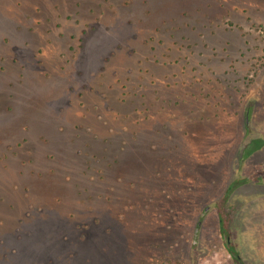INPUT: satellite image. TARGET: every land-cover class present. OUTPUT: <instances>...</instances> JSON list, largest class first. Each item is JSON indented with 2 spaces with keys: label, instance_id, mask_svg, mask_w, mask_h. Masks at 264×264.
I'll list each match as a JSON object with an SVG mask.
<instances>
[{
  "label": "rangeland",
  "instance_id": "374dc122",
  "mask_svg": "<svg viewBox=\"0 0 264 264\" xmlns=\"http://www.w3.org/2000/svg\"><path fill=\"white\" fill-rule=\"evenodd\" d=\"M251 174L264 0H0V264H233Z\"/></svg>",
  "mask_w": 264,
  "mask_h": 264
},
{
  "label": "flooded vegetation",
  "instance_id": "af4514ba",
  "mask_svg": "<svg viewBox=\"0 0 264 264\" xmlns=\"http://www.w3.org/2000/svg\"><path fill=\"white\" fill-rule=\"evenodd\" d=\"M247 130L248 119H246ZM253 139L252 141L245 144L241 151V161L247 159L252 153L260 148L255 146ZM252 144L254 149L247 157L243 158V153L246 145ZM244 194L243 203L247 205L244 209V216L241 215L240 227H233L235 214L232 208H227L225 205L228 200L233 201L232 207L235 208L238 197ZM216 214L219 219L217 224L219 234L224 240L225 251L233 264H263L264 260V179L261 175L253 176H239L235 178L226 191L222 195L219 203L216 205ZM209 207L204 209L207 212ZM224 213V227L225 230L222 232V224L220 223L219 211ZM240 215V214H239ZM237 218V217H236ZM236 229V230H235ZM198 229H196V233ZM262 235L263 240L259 243L257 239ZM248 241V242H247ZM251 242V244H248ZM230 248L236 252L239 263L236 262ZM260 256L258 258L256 256Z\"/></svg>",
  "mask_w": 264,
  "mask_h": 264
},
{
  "label": "trees",
  "instance_id": "16d2710c",
  "mask_svg": "<svg viewBox=\"0 0 264 264\" xmlns=\"http://www.w3.org/2000/svg\"><path fill=\"white\" fill-rule=\"evenodd\" d=\"M254 149L252 148V144H248L246 145L245 149H244V153H243V158L247 157ZM219 218H220V223L222 224L221 228H222V232L225 230L224 227V213L223 211H219ZM230 252L232 253L233 257L235 258L236 262L239 263V258L236 254V252L234 251V249L230 248ZM161 264H178L176 261H170V263L168 262H162Z\"/></svg>",
  "mask_w": 264,
  "mask_h": 264
},
{
  "label": "crops",
  "instance_id": "0c3cea01",
  "mask_svg": "<svg viewBox=\"0 0 264 264\" xmlns=\"http://www.w3.org/2000/svg\"><path fill=\"white\" fill-rule=\"evenodd\" d=\"M263 256H264V255H263ZM256 257H258V258H261V257H260V256H258V255H257ZM261 259H262V258H261ZM262 261H263V264H264V260H263V259H262Z\"/></svg>",
  "mask_w": 264,
  "mask_h": 264
}]
</instances>
